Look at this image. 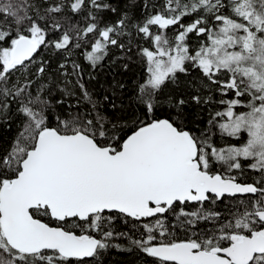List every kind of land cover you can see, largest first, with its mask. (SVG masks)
<instances>
[{"label": "snow or ice", "instance_id": "obj_1", "mask_svg": "<svg viewBox=\"0 0 264 264\" xmlns=\"http://www.w3.org/2000/svg\"><path fill=\"white\" fill-rule=\"evenodd\" d=\"M137 7L0 0V123L20 118L0 151V264H103L111 248L152 264H264V0H145L139 20ZM113 48L125 70L133 48L143 61L130 115L115 91L95 99L75 61V103L53 99L42 50L65 70L74 54L103 66ZM193 70L190 101L224 106L199 135L189 101L164 93ZM249 169L258 178L240 181ZM118 220L132 229L117 232Z\"/></svg>", "mask_w": 264, "mask_h": 264}, {"label": "trees", "instance_id": "obj_2", "mask_svg": "<svg viewBox=\"0 0 264 264\" xmlns=\"http://www.w3.org/2000/svg\"><path fill=\"white\" fill-rule=\"evenodd\" d=\"M118 2L120 7H124L126 0H118ZM144 2L145 0H138V7L132 12V15H134L137 20L147 15V10L143 8ZM158 2L162 3V0H158ZM116 18L117 16L111 13L106 14L105 17L106 22L108 23L114 22ZM183 22L190 23L191 18L186 17ZM168 34L172 35L171 29H169ZM144 46L148 47V44L145 43ZM135 52L136 49L133 48L132 59L128 61L129 66L127 70L123 68L124 61L117 59V57L123 55V53L119 49L113 48L110 58H107L103 62V66L97 67L95 69L90 67V65L81 56H79L78 54H74L69 58L68 66L65 69L68 72V76L65 77L64 75H62V71L65 70H61L59 68L60 63H63L64 60L58 55L53 54L49 50H42V52L39 54L40 58L49 62V68L46 73V77L42 79H44L45 82L52 81L57 86L53 93V99L61 98L66 100L68 104H74L77 96H79L77 78L73 74L71 68V61H75L76 63L81 65V69L83 72V83L93 94V97L95 99L103 100L104 95L110 94L112 91H115L116 96L119 97L118 99H116V103L120 104L121 102H123V107L126 109L124 115H130L132 112L130 99L134 94L136 84L138 82H141L144 76L143 61L139 56L134 54ZM35 67V64L32 65L33 71L35 70ZM196 75L197 72L195 70H193L191 77H185L181 75L179 83L175 85L169 83L168 86L164 89V93L166 96L171 94L173 98L180 97L189 101L187 105V111L189 113L191 121L189 127H191L193 130H196L197 134L199 135V129H204L207 127V120L209 119L210 113L222 110L224 106L219 105L215 102L196 105L190 101L191 89L187 87V84L188 80L192 79ZM117 83H123L125 85V90L123 92L114 88ZM65 84H67L68 91L72 93L71 96L61 94L59 89L64 88ZM209 94L213 95V101L219 99L218 93H208L207 91H205V95ZM169 107L170 106L166 105V109ZM104 108L106 112L111 113L112 110L108 103L104 104ZM63 110V106H57V109L53 113V116L58 115ZM53 123H55L54 120ZM19 130V117L13 118V121H11V127H9L7 124L0 123V151L8 149L9 145L11 144ZM214 131H216V135L212 137L213 141L217 144V146H226L224 144V141L220 139L219 131L216 129H214ZM216 170L219 171L220 169L217 168ZM256 178H258L257 174L250 169L247 171L246 175L239 177L240 181L242 182H252V180ZM229 203V200H225L218 206L221 210H224L225 205ZM114 227L117 232H128L130 229H132V223L125 224L122 221L118 220L114 223ZM177 235L180 236L181 234L178 232ZM113 243H119L122 246L126 247L128 241L126 239L118 238L114 240ZM100 259L102 260L103 264H152V258H148L138 251L127 252L118 250L116 248H111L106 251ZM90 264H95V261L90 260Z\"/></svg>", "mask_w": 264, "mask_h": 264}]
</instances>
